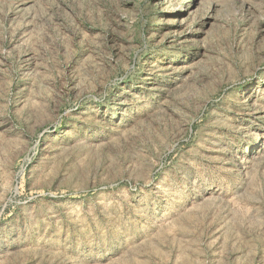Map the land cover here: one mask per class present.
I'll return each instance as SVG.
<instances>
[{
  "label": "rangeland",
  "instance_id": "rangeland-1",
  "mask_svg": "<svg viewBox=\"0 0 264 264\" xmlns=\"http://www.w3.org/2000/svg\"><path fill=\"white\" fill-rule=\"evenodd\" d=\"M0 264H264V0H0Z\"/></svg>",
  "mask_w": 264,
  "mask_h": 264
}]
</instances>
